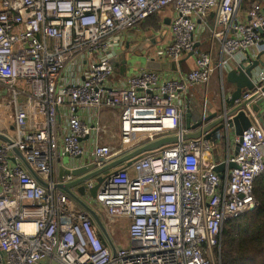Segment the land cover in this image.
I'll return each mask as SVG.
<instances>
[{
	"label": "built area",
	"instance_id": "2783aa9c",
	"mask_svg": "<svg viewBox=\"0 0 264 264\" xmlns=\"http://www.w3.org/2000/svg\"><path fill=\"white\" fill-rule=\"evenodd\" d=\"M167 7L169 42L142 56L177 63L192 52L194 68L178 76L140 68L113 81L110 60L142 22ZM201 33L209 37L206 49L197 48ZM251 49L264 51V0H0V134L12 143L0 140V264H220L224 223L256 206L264 127L253 117L236 154L228 150L216 161L203 137L181 138L188 111L181 105L190 87L206 91L217 68L233 69ZM256 78L264 85L263 68ZM19 98L37 127L25 128ZM100 108L117 110L116 133L82 119L81 111ZM172 134L178 141L109 171L95 198L86 197L110 236L118 220L128 223L126 244H115L112 257L90 215L53 187L59 159L83 157L73 166L99 168L100 158L107 163ZM228 140L233 146L238 138Z\"/></svg>",
	"mask_w": 264,
	"mask_h": 264
},
{
	"label": "water",
	"instance_id": "95a60500",
	"mask_svg": "<svg viewBox=\"0 0 264 264\" xmlns=\"http://www.w3.org/2000/svg\"><path fill=\"white\" fill-rule=\"evenodd\" d=\"M126 47L128 48L126 50H131L128 45ZM142 48L143 46H140L139 50ZM126 50L116 59L110 60V63L114 67L121 65L122 69L125 71L132 66V59L135 56H142V51L130 55L132 52L129 53L130 51ZM189 55L192 56V52H190ZM144 67L158 69L168 66H160L158 62L144 61ZM257 67L264 68V62L259 59V56L258 60H253L251 63H248V60L242 61L233 69L225 71V78L227 82L232 85L233 89L231 88V91L227 93L224 87L223 93H221L217 99H213V101L208 99L205 107L202 105V96L198 94L196 97V110L192 112L186 111V117L182 119L181 126L185 131L181 135V138L197 139L203 137L210 142L213 138L217 140L230 139L232 136H235L238 138V141L233 142V154H236L241 141V135L243 131L250 126L251 119L255 117L263 124L264 85H260V82H257ZM258 87H260L259 90H257ZM246 95L249 96L244 98ZM178 139L179 137L176 134L159 136L110 162L104 163L105 160L100 158L99 161L103 164L99 168L95 166L94 162H85L80 166H73L74 164L69 160L68 155H64L59 159L56 171L58 182L54 184L53 187L66 193L77 207L82 208L90 215L94 224L100 231L101 236L108 244L112 257L115 256V244L112 242L99 213L93 208L86 197L90 199L95 198L100 181H102L109 171L120 165L129 166L132 161L140 157L142 153L176 142ZM0 140L9 145L12 144L11 140L3 134H0ZM11 150L18 156L20 162L38 183L44 187L49 186L30 168L15 146H12ZM228 166L233 168L235 164L234 162H229ZM223 168V163L216 164L214 168L221 178L223 177ZM66 175H70L72 180L63 182ZM88 182H94L93 186L88 187ZM254 207L255 205L252 204L249 211L253 210Z\"/></svg>",
	"mask_w": 264,
	"mask_h": 264
},
{
	"label": "crops",
	"instance_id": "0c3cea01",
	"mask_svg": "<svg viewBox=\"0 0 264 264\" xmlns=\"http://www.w3.org/2000/svg\"><path fill=\"white\" fill-rule=\"evenodd\" d=\"M173 14V11L170 7H167L166 9L162 10L161 12L156 14V18L154 19H147L144 22H142L140 26V31L138 33H134L135 35L130 37L128 41L122 44V47L118 50L117 54L118 56L121 55V53L128 49L126 46H129V49L126 50L130 51V55H133V53H148V56H151L154 49L157 47L166 44L170 40V32L168 30V23L169 18ZM208 22H211V17L208 18ZM149 20H153L152 22H149ZM143 46L141 50H139V47ZM209 46V37L206 33H201L200 41L197 46L198 49H206ZM215 51H214V63L217 64L219 62L220 56H221V50L220 45L218 42H215ZM117 56V57H118ZM261 59L264 62V51L257 52L256 49L247 50L244 53L240 54V57L235 59V63L239 64L244 59H251L258 60ZM148 62H158L160 66H168L166 68H158L157 70L162 73V75L166 76H178L180 74H184L185 72L189 71L190 69L194 68V60L193 56L189 55V53H184L179 61L177 63L173 61H165V60H158V58H155V61L148 60ZM119 64V63H118ZM170 64V65H169ZM235 64L233 63V66ZM232 66V67H233ZM235 67V66H234ZM147 68L144 67V63L139 67H136L135 72L138 69ZM262 68V67H261ZM129 69V68H128ZM128 69L125 71L122 69L121 65H117L114 67V77L113 81L116 79L121 81L127 78L128 76L134 74H129ZM227 71L231 69V67L226 68ZM264 69V68H263ZM224 87L226 88L227 93L231 91L232 85L229 84L225 78V71L224 73L219 70L218 68L215 70V72L212 74L210 83L207 87V90L205 88H202L201 86H194L190 87L188 93L186 96L182 99V108L183 110H188V112H192L196 110L197 105V96L200 94L202 96V105L206 106V100L204 99V96L207 97V100L213 101V99H217L221 93L224 91ZM233 89V88H232ZM206 94V95H205ZM204 95V96H203ZM17 107L19 112H22L25 115V121L24 126L27 129L35 128L38 126V120L34 117V112L30 115V112L26 110V107L24 105V101L19 98L17 101ZM28 112V114L26 113ZM91 111L93 110H85L81 111V117L84 121L88 122L89 124H93V120L99 121L101 124H108L110 130L116 133L118 130L117 128V122H118V115L117 110H105L104 108H100V110H95L92 114ZM95 116L94 119L91 117ZM186 117V112L183 113V119ZM263 124H264V117H263ZM262 126L264 127V125ZM185 129V128H184ZM217 140V139H216ZM221 155L219 156V159L221 160L225 155H227V151H230V154L233 153V146L229 145L228 139H219L217 141V144ZM71 162L74 164L81 163L84 158L81 157L79 159L70 158L68 157ZM127 223L126 220L120 219L117 221L116 225L112 228L113 234H111L110 238L114 244H121L119 243V231L122 232L123 225ZM123 245V244H121Z\"/></svg>",
	"mask_w": 264,
	"mask_h": 264
},
{
	"label": "trees",
	"instance_id": "16d2710c",
	"mask_svg": "<svg viewBox=\"0 0 264 264\" xmlns=\"http://www.w3.org/2000/svg\"><path fill=\"white\" fill-rule=\"evenodd\" d=\"M252 1L257 0H244ZM253 195L254 209L223 225L218 249L220 264H264V172L254 183Z\"/></svg>",
	"mask_w": 264,
	"mask_h": 264
},
{
	"label": "rangeland",
	"instance_id": "374dc122",
	"mask_svg": "<svg viewBox=\"0 0 264 264\" xmlns=\"http://www.w3.org/2000/svg\"><path fill=\"white\" fill-rule=\"evenodd\" d=\"M154 16H152V17H154ZM152 17L149 18V19H152ZM152 21L153 20H149V22H152ZM144 61H145V58L143 56H141V57L135 56L132 59V62H133L132 66L129 67V69H128L129 74L134 73L136 67H139L140 66V63L142 65L144 63ZM193 114H195V113H193ZM217 141L218 140H216L215 138H213L212 141L209 142V145L211 146V152H212L213 158L216 161L219 159V156L221 155L220 149H219L218 145H216L217 144ZM127 224L128 223H126L125 225H123L122 232L119 231V234H118L119 235V238H120L119 243H121V244H126V241H127V236H126Z\"/></svg>",
	"mask_w": 264,
	"mask_h": 264
}]
</instances>
